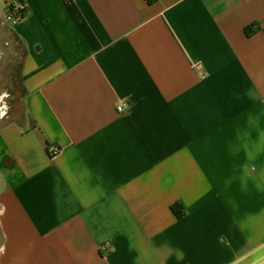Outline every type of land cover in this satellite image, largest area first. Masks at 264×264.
Returning a JSON list of instances; mask_svg holds the SVG:
<instances>
[{
  "label": "crops",
  "instance_id": "0c3cea01",
  "mask_svg": "<svg viewBox=\"0 0 264 264\" xmlns=\"http://www.w3.org/2000/svg\"><path fill=\"white\" fill-rule=\"evenodd\" d=\"M20 1L0 264H264V0Z\"/></svg>",
  "mask_w": 264,
  "mask_h": 264
},
{
  "label": "rangeland",
  "instance_id": "374dc122",
  "mask_svg": "<svg viewBox=\"0 0 264 264\" xmlns=\"http://www.w3.org/2000/svg\"><path fill=\"white\" fill-rule=\"evenodd\" d=\"M6 16L4 10L0 16V126L26 119L21 68L24 49L12 36Z\"/></svg>",
  "mask_w": 264,
  "mask_h": 264
},
{
  "label": "built area",
  "instance_id": "2783aa9c",
  "mask_svg": "<svg viewBox=\"0 0 264 264\" xmlns=\"http://www.w3.org/2000/svg\"><path fill=\"white\" fill-rule=\"evenodd\" d=\"M66 1H71V0H66ZM26 14H27V7L25 3L20 0H14L9 4L7 8L6 21L11 25H15L16 23L24 19ZM118 111L124 112L125 107L119 106ZM49 152L51 156H55L60 153V149H58L56 146H50Z\"/></svg>",
  "mask_w": 264,
  "mask_h": 264
},
{
  "label": "trees",
  "instance_id": "16d2710c",
  "mask_svg": "<svg viewBox=\"0 0 264 264\" xmlns=\"http://www.w3.org/2000/svg\"><path fill=\"white\" fill-rule=\"evenodd\" d=\"M147 1H148L149 4H154V3L157 2L158 0H147ZM256 29H257V25H252V26H250V27H247V28L245 29V31H246V34H247L248 36H252V35L255 33V30H256ZM12 36H14L15 40H16L17 42H19V43L22 45V41L19 39V37H18L13 31H12ZM25 54H26V51H25V49H24V56H23V57H25ZM22 66H23V61H22ZM22 66H21V68H22ZM22 80H23V82H25L26 77L22 76ZM23 92H24V99H25L26 96H27V90H26V88H25V85H23ZM173 211H174V213H175L176 215H178V216H180V217L183 215V212H182L181 208L178 207V206H174V207H173Z\"/></svg>",
  "mask_w": 264,
  "mask_h": 264
}]
</instances>
